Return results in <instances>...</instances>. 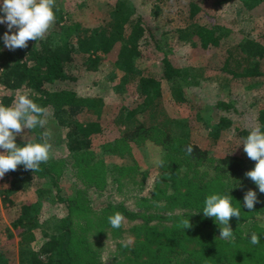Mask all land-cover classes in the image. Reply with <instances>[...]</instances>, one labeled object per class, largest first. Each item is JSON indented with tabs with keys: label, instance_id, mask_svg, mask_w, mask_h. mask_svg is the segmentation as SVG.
<instances>
[{
	"label": "trees",
	"instance_id": "16d2710c",
	"mask_svg": "<svg viewBox=\"0 0 264 264\" xmlns=\"http://www.w3.org/2000/svg\"><path fill=\"white\" fill-rule=\"evenodd\" d=\"M227 1L214 0V4ZM241 1L246 5L251 0ZM125 4V0H120L109 15L93 26H84L80 19L68 17L61 7L55 6L56 20L45 39L29 41L27 48L15 51H9L0 42V82L11 90L1 96L0 104L11 105L13 91L22 89L38 105L45 109L52 107L57 123L66 129L65 145L73 159L74 173L84 186L103 189L108 173H112L118 181L117 191L129 193L127 197L132 203L131 208L111 202L94 207L84 188L79 191L80 197H64L60 184L61 158L50 156L33 172L24 170L22 165L9 171L4 178L11 190L39 185L44 180L52 184L54 197L66 206L57 231L42 230L46 238L37 247L29 246L27 264H264V194L244 175L255 162L243 151V142L252 128L260 126L264 131V101L258 107L255 125L233 126L235 135L241 138L239 150L212 154L208 146L190 137L192 130L187 118L172 116L162 98V81L168 80L174 100H185L183 87L194 82L198 73L193 67L171 61L161 45L166 28L154 30ZM188 10L190 21L174 30L203 50L210 46L222 50L219 67L227 73L223 79L226 85L228 80L235 84L240 81L238 78L264 74L262 39L249 36L233 39L231 30L220 22L198 21L195 16L200 7L195 0L188 1ZM141 42L152 44L161 53L158 65L153 66L156 69L136 63L143 55ZM108 53L114 54V64L123 70L121 87L131 79L138 99L130 106L121 105L126 112L118 116L119 121L133 120L134 124L96 151L92 147L93 135L104 126L103 98L79 94L59 83L74 78L72 67L94 69ZM231 105L230 101H216L218 107ZM197 116L201 118L199 113ZM230 123L229 115H220L212 127L219 135V130ZM33 131L29 138L17 136L16 143H42L41 128ZM146 140L159 145L161 155L153 186L149 193L143 194L139 190L145 175L134 160L111 167L103 160L104 154L129 153L132 143ZM188 145L193 147L191 155L185 152ZM248 189L256 191L259 199L251 211L243 207ZM213 193L229 196L233 206L240 209V218L229 222L234 234L231 242L220 239L219 225L214 218L203 215L204 200ZM34 205L29 200L20 202L19 213L12 220L20 243L35 239L34 228L39 226L40 218ZM115 212L122 213L130 224L112 228L108 217ZM187 217L192 227L184 229L181 221ZM252 233L260 236L259 244H251ZM129 237L134 242L123 247L121 242ZM11 257L0 253V264H12Z\"/></svg>",
	"mask_w": 264,
	"mask_h": 264
},
{
	"label": "rangeland",
	"instance_id": "374dc122",
	"mask_svg": "<svg viewBox=\"0 0 264 264\" xmlns=\"http://www.w3.org/2000/svg\"><path fill=\"white\" fill-rule=\"evenodd\" d=\"M125 1V7H130L135 15H140L144 22H149L154 30L167 29L165 34H161L163 38L161 45L172 62L182 67H193L194 72L198 73L193 78L194 82L183 87L186 98L182 101L174 100L170 82L162 81V98L170 114L178 118L186 117L192 130L190 137L201 145L208 146L212 154L221 155L227 151L239 150L241 138L235 135L236 130L233 126L250 127L256 124L255 116L258 107L262 106L261 103L264 101V74L257 77L238 78L240 81H236L235 84L228 80L226 85L223 79H226L227 73L219 67L223 58L222 50L211 46L203 50L192 45L186 38L179 37L178 32L174 30L175 27L184 26L190 21L189 0ZM195 1L200 7L195 16L198 21L220 22L223 27L231 30L233 39L239 40L240 37L249 36L264 41V0H251L246 5L241 0H229L221 4H214V0ZM119 2L120 0H56L55 6L61 7L68 17L80 19L84 26H93L109 15ZM1 30L0 42L3 44L2 37L8 29L6 25L0 24ZM140 47L143 55L136 59V63L141 67L156 69L153 66L158 65L161 53L150 43L141 42ZM113 56L112 53L106 54L94 69L74 66L70 69L75 75L74 78L59 83L60 86L73 88L79 94L99 95L103 98L105 105L101 116L104 126L100 132L93 135L92 147L96 151H99L103 143L118 137L124 128L134 124L133 120L129 123L118 120L119 114L126 112V109L120 106H130L138 97L131 79L123 84L124 88L121 87L119 82L124 76L123 70L114 64ZM262 67L264 69V66ZM9 92L11 90L5 88L0 82V98ZM21 93H24V90L15 89L13 101ZM219 99L230 101L232 105L229 108L218 107L216 101ZM258 99L260 104L256 102ZM239 108H242L241 112H238ZM46 112L47 123L41 128L43 142L47 140L52 145L51 157L63 160L60 173L62 195L66 198L67 196L80 197L81 188H84L91 206L101 207L111 202L124 203L131 208L130 197H127L129 193L123 195L117 191L116 182L118 181L114 180L112 173H108L103 189H98L94 185L84 186L83 180L81 181L74 173L73 159L65 145V127L57 123L52 107H47ZM197 112L201 118L197 116ZM220 115H229L231 123L221 128L217 135L218 130L212 125L218 122ZM33 132V130H25L23 137H32ZM45 133L48 135L45 136ZM208 138L210 139L207 140ZM130 148L129 153L125 151L122 155L104 154L103 161L111 167L114 163L122 164L134 160L145 175L144 183L139 191L147 194L153 186L157 173L161 155L160 146L146 140L142 143H132ZM41 182L39 185L28 188L11 190L7 180L4 177L0 178V253L7 257L13 256L12 264H27L29 246L37 247L46 238L42 235V230L48 233L57 231V223L66 214L64 202L54 197L55 191L52 184L44 180ZM4 195L9 199L5 200ZM26 200L35 202L34 209L36 208L35 211L40 218L39 226L34 228L35 239L27 244L18 241L19 236L12 224V220L19 213L18 204ZM129 224L128 218L125 217L124 226L127 227ZM102 255L104 256V253Z\"/></svg>",
	"mask_w": 264,
	"mask_h": 264
},
{
	"label": "clouds",
	"instance_id": "9594fccd",
	"mask_svg": "<svg viewBox=\"0 0 264 264\" xmlns=\"http://www.w3.org/2000/svg\"><path fill=\"white\" fill-rule=\"evenodd\" d=\"M55 4L56 0H0V24L6 25L8 29L2 37L4 48L9 51L25 49L29 41L45 39L56 20ZM46 123V109L31 99L27 92L19 94L11 105L0 104V178L9 171H16L21 165L24 170L36 171L50 159L52 145L47 140L42 143L26 142L23 145H18L15 140L17 136L23 137L25 130L43 128ZM243 151L255 162L254 167L244 175L264 194V131L260 126L248 132L243 142ZM185 152L191 155L193 147L188 145ZM256 203H259L256 191L248 189L243 196V207L251 211ZM202 212L205 217L214 218L219 225L220 239L229 242L234 239L229 222L232 218L239 219L241 213L239 208L233 206L229 196L217 193L206 196ZM108 221L112 228L120 229L125 217L115 212L108 217ZM181 225L184 229L192 227L188 217L181 221ZM250 240L253 245L259 244L260 236L252 233ZM133 242L129 237L121 243L127 248Z\"/></svg>",
	"mask_w": 264,
	"mask_h": 264
}]
</instances>
